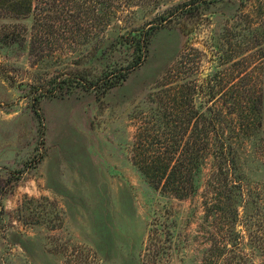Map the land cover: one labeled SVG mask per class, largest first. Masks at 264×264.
Masks as SVG:
<instances>
[{"label": "rangeland", "instance_id": "rangeland-1", "mask_svg": "<svg viewBox=\"0 0 264 264\" xmlns=\"http://www.w3.org/2000/svg\"><path fill=\"white\" fill-rule=\"evenodd\" d=\"M176 1L162 0L158 8L134 2L118 29L111 25L101 40L107 46L118 30L143 25ZM237 3L201 11L188 36L173 26L156 30L142 64L103 95L73 87L39 101L33 97L50 88L48 79L96 72L105 59L94 51L99 26L91 43L51 34L34 44L32 15L0 14V32L14 31L0 44V264H202L208 227L202 185L210 165L198 193L178 199L145 181L129 159L130 143L146 95L164 81L185 43L200 51V74L212 69V33ZM249 3L246 9L254 10L262 3L253 19L264 29V0ZM48 12L43 21L49 24L54 12ZM55 23L51 29L60 32ZM116 54L118 65L132 58L125 48ZM36 216L44 220L33 222Z\"/></svg>", "mask_w": 264, "mask_h": 264}, {"label": "trees", "instance_id": "trees-1", "mask_svg": "<svg viewBox=\"0 0 264 264\" xmlns=\"http://www.w3.org/2000/svg\"><path fill=\"white\" fill-rule=\"evenodd\" d=\"M139 1L0 0L1 15H32L34 44L51 34L81 36L83 44L91 43L96 25L102 33L94 51L105 59L95 73L56 75L47 81L50 88L33 100L64 95L73 87L105 94L142 64L156 30L173 26L188 36L201 11L230 0L173 2L143 25L118 30L106 46L101 40L106 29L113 24L118 29V20ZM161 1L149 3L158 8ZM237 1L227 23L212 33V69L200 74V51L185 43L175 65L162 75L164 81L146 95L130 143L129 159L145 181L178 199L198 193L201 175L210 165L202 185L203 220L208 224L202 264H264V29L253 19L262 3L254 10L246 9L252 0ZM49 9L54 14L48 24L43 19ZM54 22L60 32L51 29ZM13 32H0V44L12 40ZM124 48L132 58L118 65L116 52ZM3 214L0 204V220Z\"/></svg>", "mask_w": 264, "mask_h": 264}]
</instances>
